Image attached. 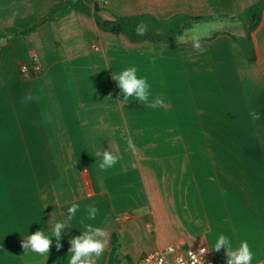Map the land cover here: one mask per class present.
<instances>
[{
    "label": "crops",
    "instance_id": "crops-1",
    "mask_svg": "<svg viewBox=\"0 0 264 264\" xmlns=\"http://www.w3.org/2000/svg\"><path fill=\"white\" fill-rule=\"evenodd\" d=\"M62 1L0 0V33L41 21ZM82 1L103 18L142 15L148 31L172 32L184 16L234 15L258 0ZM215 22L221 29L192 32ZM236 25L200 22L174 43H131L68 9L0 43V264H69L89 205L99 212L84 222L109 233L96 264H109L113 233L131 264L201 245L226 264V250H214L221 234L234 249L246 240L251 264H264V119L254 115L264 96V12L253 61ZM215 31L236 38L207 40ZM130 67L150 85L147 103L124 101L112 79ZM156 98L164 106L152 107ZM104 150L119 157L107 170ZM73 203L80 208L57 250L51 232ZM37 230L52 239L48 257L21 247Z\"/></svg>",
    "mask_w": 264,
    "mask_h": 264
},
{
    "label": "clouds",
    "instance_id": "clouds-1",
    "mask_svg": "<svg viewBox=\"0 0 264 264\" xmlns=\"http://www.w3.org/2000/svg\"><path fill=\"white\" fill-rule=\"evenodd\" d=\"M147 33V25L141 22L137 26L136 34L143 36ZM196 39L195 37L193 38ZM195 48L201 50V45L199 42L195 43ZM112 79L118 82V86L123 95L124 101L129 98H134V100L139 103H147L149 101V88L150 85L146 78L137 77V69L135 67H130L124 69L118 75H113ZM31 100L33 97L29 94L26 97ZM152 107L164 106L163 100L156 98L151 104ZM255 118H259L258 115L254 114ZM127 149L135 152L136 145L131 138L127 139ZM119 157L109 150H104L102 162L99 164L101 170H107L113 167ZM80 205L73 203L68 209L67 219L62 222H57L51 232V236L56 239V248L59 250L61 248L60 239L66 225L75 217ZM99 209L93 205L87 206V215L82 218L80 223L83 227L82 234L79 236L72 237L70 243L72 247L69 249L71 257L69 264H96L97 258H99L104 252L107 243L109 233L100 227H94L90 223H85L84 220H95L98 215ZM52 239L45 235L41 230L35 231L34 234L28 236L27 240L22 242L21 247L26 251L31 250L37 254L45 255L48 257L50 245ZM221 248L226 250L227 261L226 264H251L254 253L250 250L248 242L245 240L241 242L240 246L236 249L233 248L231 240L221 234L219 238L214 242V250L219 251ZM175 249L169 248V252H174ZM208 251L207 248L201 247L199 249V257H203L204 253ZM193 264H203L202 260L198 258L197 254L191 253Z\"/></svg>",
    "mask_w": 264,
    "mask_h": 264
},
{
    "label": "trees",
    "instance_id": "trees-1",
    "mask_svg": "<svg viewBox=\"0 0 264 264\" xmlns=\"http://www.w3.org/2000/svg\"><path fill=\"white\" fill-rule=\"evenodd\" d=\"M73 10L77 13L92 16L97 28L102 32H118L128 42H177L186 32L190 31L196 24L200 22H209L212 20H231L237 21L245 35L249 47V60L253 61V45L251 42V34L256 30L260 21L262 12H264V0H258L255 3L247 6L241 12L234 15H219V16H202L192 17L184 16L178 28L172 32L148 31L146 35L140 36L136 34L137 26L142 22V15L135 16H118L110 13V18H103L99 14V9L96 5L88 6L82 0H63L60 3L50 7L46 17L39 22H36L24 29L11 28L0 33V43L8 41L12 37L25 36L34 33L37 28L45 22H50L56 19L57 15L65 10ZM217 35H228L235 39V35L226 31H215L207 40H210ZM131 264L130 260L121 254V243L116 234L111 235V250L109 254V264H123V261Z\"/></svg>",
    "mask_w": 264,
    "mask_h": 264
},
{
    "label": "built area",
    "instance_id": "built-area-1",
    "mask_svg": "<svg viewBox=\"0 0 264 264\" xmlns=\"http://www.w3.org/2000/svg\"><path fill=\"white\" fill-rule=\"evenodd\" d=\"M93 48H95V46H93ZM20 72L25 74L26 69L21 67ZM201 247L207 248L204 245L185 249L176 246H168L164 249L155 250L145 254L139 260L138 264H193L191 253L197 254L203 264H213L208 251L204 253L203 257H199L198 252ZM169 248L175 249V251L170 253Z\"/></svg>",
    "mask_w": 264,
    "mask_h": 264
},
{
    "label": "rangeland",
    "instance_id": "rangeland-1",
    "mask_svg": "<svg viewBox=\"0 0 264 264\" xmlns=\"http://www.w3.org/2000/svg\"><path fill=\"white\" fill-rule=\"evenodd\" d=\"M221 25H219V23H211L210 25H209V27L208 28H206V29H197V30H194V31H192L193 33H195V34H199V33H209L210 31H212V30H216V29H221ZM230 31H232V33H234V34H236V33H239V32H243V30H242V27H241V25L238 23V25H236V26H233L231 29H230ZM191 32V33H192ZM22 74V73H21ZM23 75V74H22ZM257 100H258V102L260 103L259 105L260 106H258V108H256V112H258L259 114H257L259 117H260V119H264V105H262V102H264V96H262L261 95V93H259L258 95H257ZM152 141V140H151ZM3 142L4 143H6V145L5 146H1V149H2V153H1V155H3V156H5V157H7V153H8V149H9V147H8V145H7V142H5L4 140H3Z\"/></svg>",
    "mask_w": 264,
    "mask_h": 264
}]
</instances>
